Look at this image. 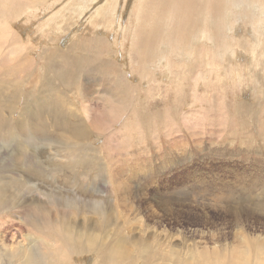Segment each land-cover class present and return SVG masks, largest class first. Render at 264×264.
I'll list each match as a JSON object with an SVG mask.
<instances>
[{
	"label": "rangeland",
	"instance_id": "1",
	"mask_svg": "<svg viewBox=\"0 0 264 264\" xmlns=\"http://www.w3.org/2000/svg\"><path fill=\"white\" fill-rule=\"evenodd\" d=\"M52 53L59 59L48 64ZM15 77L18 86L12 83ZM2 78L0 118L5 116L13 127L18 120L12 114L20 115V106H59L60 99L78 109L77 121L70 123H93L84 157L61 161L50 143L49 158L38 154L41 167L13 165L18 176L32 172L29 180L40 183V189L64 186L61 195H69L73 205L63 209L75 212L71 215L79 221L89 214L88 223L99 225V215L88 208L92 201L100 208L111 201L112 207L105 205L107 214L114 210L125 217L109 180L122 170L131 190L144 193V198L126 197L131 211L124 236L134 251L149 245L154 251L149 264H171L166 256L171 246L178 264H193L185 256L192 253L196 259L216 243L224 250L236 231L230 222L246 220L250 204L256 206L242 200V187L246 196L262 200L264 0H0ZM12 107L15 111L8 114ZM20 130L12 141L24 147L21 156L12 155L18 162L28 151ZM3 137L0 142L8 140L6 133ZM35 145L44 147L45 142ZM88 161L96 163L92 180L86 176L89 167L82 169ZM61 164L71 167L59 171ZM69 172L79 174V180L70 179L73 185L53 183L52 174L68 179ZM5 175L4 183L14 174ZM148 176V183L139 186L137 181ZM24 207L12 209V222L40 236L26 219L32 211ZM248 221L241 226L249 236L264 235V220ZM210 233H215L211 239ZM114 237L101 241L111 245ZM5 238L12 243L11 236ZM46 239L55 247L54 240ZM135 255L123 264H143ZM69 257L70 264H96L98 259L94 251ZM197 264L209 263L202 259Z\"/></svg>",
	"mask_w": 264,
	"mask_h": 264
},
{
	"label": "bare ground",
	"instance_id": "2",
	"mask_svg": "<svg viewBox=\"0 0 264 264\" xmlns=\"http://www.w3.org/2000/svg\"><path fill=\"white\" fill-rule=\"evenodd\" d=\"M48 56H50L47 62L48 64L53 61L56 62L59 59L57 56L53 55V53L49 54ZM60 57L61 59L65 58L64 56ZM63 76L64 75H62V79ZM12 80L14 81L12 82L13 85L18 86V84L20 83V81L16 77L12 78ZM4 84L5 81L3 80V78L2 80L0 79V89H2V86ZM25 94H28V91ZM67 103V100L60 99L58 103L59 106H31L33 108H29L27 106H20V115H23L24 113V117H20L18 113H13L16 108L13 109L12 107L13 110L9 111L8 114L13 113L12 115H16V119L18 120L17 127H13L11 123L5 119V116L0 118V136L2 137V139L5 138L3 137L4 133H6L8 136V140L0 142V155L2 152H4L3 158H5L0 160V212H4V216H0V225L6 223L4 224V227L2 226L3 229L0 232V236L2 237V239H0V264H37L39 261V264L41 262L42 264H70L71 262L69 260H71L72 258L69 256L71 254L80 252L90 253L92 251L97 252L98 255L96 264H123L126 262L128 263L129 261L133 260L134 253H136L137 258H140L142 260L143 264H149L150 260H153V258L151 257L153 254H151V252L154 253V251L151 250L149 245L143 243V245L139 249L134 251L131 246H128V238L124 236L126 232H124V225L128 223L129 220H127V216L128 212L131 211V205L129 204L130 199L127 200L128 198L126 197L130 195H136L137 197L144 198L142 197L144 193L141 189H135L133 191L131 190L130 186L127 183L128 178L124 177L122 170L119 174L117 170L118 175L110 174L109 180H111L110 184L112 185L115 195H119L120 201L116 202V206L121 208V211L124 213L125 217H120L121 215L115 212L114 210H112L114 213L112 212L111 216L108 215L109 213L108 211H106L105 205L109 209L110 206L112 207L111 201L105 200V205H103L104 207L101 208L99 203L92 201L88 208L90 211L92 210V212L97 213L99 215V219L101 222L99 225H97L96 221H94V223H88L89 214L87 216L82 217V220L79 221L76 218L77 216H72L76 214L75 212L71 213L69 211L64 210L70 207L71 204L73 205V201H68V198H70L69 195H61L65 192L62 191L64 186H62V188L61 186H55L54 188H57L56 190H52L53 188L50 190L44 186L42 189L46 188V190H42L40 189V183H33L29 180L31 177L34 176L33 174H31L32 172L30 174L29 172L25 174V172L23 171V174L25 176H18L16 166L20 168V166L24 167L25 164L27 166L38 164L36 161L38 160V154L47 156L48 154L46 152V146L50 143L53 145L52 149L54 148L55 150L60 151V154L62 156L59 159H62L61 161L66 158L73 159L75 157H79L83 153L85 146L84 142L88 139L90 134L93 133V123H91V121L89 120L86 123L84 120L82 124H80V120L77 123H70L69 119L74 118V122L77 121V118L75 116L77 115L76 111L78 109L76 106H68ZM3 108L4 107H1L2 112H0V114H3ZM29 117L32 118L30 122L28 121ZM35 122H37L38 125H34ZM32 126H34L33 132L30 129V127ZM18 127L21 129L20 132L26 139L25 145L27 143L28 149L26 154L23 153V158H20L21 160L19 162L12 157V155L16 152L20 154L23 149L20 150L19 148H24L20 146L21 144L18 143V140L17 143H12L13 139L17 137L16 130ZM4 129H8V131H5ZM41 140L45 142L44 147L36 146L35 144H38ZM34 149H37L36 153H34ZM52 153L54 154V152ZM21 155L22 154H20V156ZM55 155H58L56 154V151ZM84 156L85 154L83 153L82 157ZM47 157L49 158V156ZM90 158L94 157L90 156ZM47 161H49V159ZM66 161H64V163L69 162V160L68 162ZM43 162L45 163L46 160ZM95 164L96 163H91L90 161H88V163L84 165V168H82L84 170L87 166L89 167L87 170L88 172H90V174L86 173V176H88L91 180L96 177ZM30 167L32 166H29V168ZM35 167L38 168V166ZM70 167L71 166L69 165L61 164L59 167V171L66 172L70 169ZM7 171L9 174L14 175L13 177H7V182L4 183L3 179L6 177L5 173ZM69 175L70 177H68V179H65L61 176L54 177V175L52 174L53 183H59V181L63 184L67 182L69 183L71 178L72 180H77L79 174L77 172H69ZM150 179L151 176H148V178H142L141 180H138L137 183L139 186H143V184L148 183ZM43 180L45 181V178ZM12 183H15V188L12 187ZM71 184L73 185L74 182L70 181L69 185ZM48 186L49 185H47V187ZM77 186L79 187V185ZM215 187L217 186L215 185ZM252 187H254V184H251V188ZM9 188H13V192L10 194ZM21 188L23 189V191L20 192ZM242 188L243 195H240L242 200H247L248 203L255 202L256 206L250 204L252 210L247 214L248 217L246 220L243 221L240 217H237L230 222V227L232 229H236L235 233H233L234 236H232L234 239L231 245L226 244L225 249L221 250L218 243H216V246L213 249H208L206 247L205 249L199 251V255L196 257V259L194 258L193 254L190 253L189 256H185L186 260L184 259V261L191 260V262H194L193 264H197L198 261L201 262L202 259H205V261L209 264H264V235L249 236L245 229L241 226L243 222H246L248 220H251L252 222L260 219L264 220V194L261 195L262 200L252 195L246 196L245 193L247 190L245 189V187ZM30 193L34 195L32 197H29ZM228 194L229 190L224 196H227ZM59 195H61L62 198ZM25 204L26 206L24 207ZM21 207H24V209H30V211H32L31 216L26 217V219L31 220L32 229L37 230V233L40 236L25 232V229L22 226L17 225L18 223L16 221V223L12 222L14 220H12L11 218L13 216H9L10 212L12 211V209H21ZM113 215H115L116 217H113ZM70 216H72V218ZM119 219L120 222H118ZM260 223L263 224L262 229L264 232V221H260ZM113 235L115 236V242L113 243V240L111 242V245L101 241V239L107 240L108 237L113 238ZM214 235L215 233H210V239L211 236ZM5 236H11L12 243L6 244L4 241H2L4 240ZM21 236L25 237L24 240L21 242L17 241V238H20ZM34 237L42 239L39 240ZM46 238L54 240L55 247H51L48 244ZM136 243L137 240L136 242L133 241V244ZM50 244L52 245L53 243ZM174 252L175 249L173 246H171L169 252H166V256L168 257V259H171H169L171 264H178L179 257L176 256V253L174 255Z\"/></svg>",
	"mask_w": 264,
	"mask_h": 264
}]
</instances>
